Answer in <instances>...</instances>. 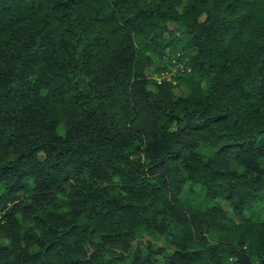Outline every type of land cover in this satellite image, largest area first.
Wrapping results in <instances>:
<instances>
[{
  "label": "trees",
  "instance_id": "trees-1",
  "mask_svg": "<svg viewBox=\"0 0 264 264\" xmlns=\"http://www.w3.org/2000/svg\"><path fill=\"white\" fill-rule=\"evenodd\" d=\"M4 208L0 264H264V0H0Z\"/></svg>",
  "mask_w": 264,
  "mask_h": 264
},
{
  "label": "built area",
  "instance_id": "built-area-1",
  "mask_svg": "<svg viewBox=\"0 0 264 264\" xmlns=\"http://www.w3.org/2000/svg\"><path fill=\"white\" fill-rule=\"evenodd\" d=\"M179 55V54H178ZM172 63L174 64L175 69L183 71L185 69L184 63L181 61H178L177 59H172ZM167 72H161V75H167ZM174 74V73H173ZM6 208L0 209V218L5 214Z\"/></svg>",
  "mask_w": 264,
  "mask_h": 264
},
{
  "label": "rangeland",
  "instance_id": "rangeland-1",
  "mask_svg": "<svg viewBox=\"0 0 264 264\" xmlns=\"http://www.w3.org/2000/svg\"><path fill=\"white\" fill-rule=\"evenodd\" d=\"M154 75H156L155 73H154ZM223 205H225L224 203H223ZM225 207L227 208V206L225 205Z\"/></svg>",
  "mask_w": 264,
  "mask_h": 264
}]
</instances>
